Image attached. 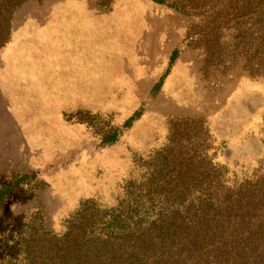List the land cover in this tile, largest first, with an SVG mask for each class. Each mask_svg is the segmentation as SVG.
Returning a JSON list of instances; mask_svg holds the SVG:
<instances>
[{
	"label": "rangeland",
	"instance_id": "rangeland-1",
	"mask_svg": "<svg viewBox=\"0 0 264 264\" xmlns=\"http://www.w3.org/2000/svg\"><path fill=\"white\" fill-rule=\"evenodd\" d=\"M166 1L28 0L16 10L0 47V185L15 186L0 235L36 211L59 232L81 201L115 205L140 160L191 132L177 119L200 120L230 173L258 165L264 0Z\"/></svg>",
	"mask_w": 264,
	"mask_h": 264
},
{
	"label": "trees",
	"instance_id": "trees-1",
	"mask_svg": "<svg viewBox=\"0 0 264 264\" xmlns=\"http://www.w3.org/2000/svg\"><path fill=\"white\" fill-rule=\"evenodd\" d=\"M26 1L0 0V47ZM178 53L173 49L169 63ZM177 120L192 123L191 132L140 160L115 205L81 201L59 232L47 226L42 211L33 212L12 237L0 235V264H264V155L251 172L230 173L211 153L200 120ZM119 134L115 128L101 142L113 143ZM14 189L0 185V209Z\"/></svg>",
	"mask_w": 264,
	"mask_h": 264
},
{
	"label": "crops",
	"instance_id": "crops-1",
	"mask_svg": "<svg viewBox=\"0 0 264 264\" xmlns=\"http://www.w3.org/2000/svg\"><path fill=\"white\" fill-rule=\"evenodd\" d=\"M20 8H21V7H20ZM18 10H19V9H18ZM18 13H19V11H18ZM7 43H8V42H7ZM7 43H6V46H7ZM2 47H3V46H2ZM2 47H1V48H2Z\"/></svg>",
	"mask_w": 264,
	"mask_h": 264
}]
</instances>
